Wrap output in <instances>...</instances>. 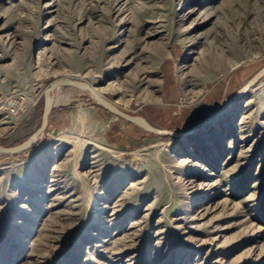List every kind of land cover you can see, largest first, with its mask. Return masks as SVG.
I'll return each instance as SVG.
<instances>
[{"label": "rangeland", "instance_id": "obj_1", "mask_svg": "<svg viewBox=\"0 0 264 264\" xmlns=\"http://www.w3.org/2000/svg\"><path fill=\"white\" fill-rule=\"evenodd\" d=\"M263 66L264 0H0V146L61 78L186 132ZM49 116L0 154V264H264V77L185 136L69 86Z\"/></svg>", "mask_w": 264, "mask_h": 264}, {"label": "water", "instance_id": "obj_2", "mask_svg": "<svg viewBox=\"0 0 264 264\" xmlns=\"http://www.w3.org/2000/svg\"><path fill=\"white\" fill-rule=\"evenodd\" d=\"M263 77H264V66L258 72H256L252 76V78L248 80L240 89H238L230 98H228L227 101L220 108H218L211 115H209L199 124H196L186 132H171L167 130L157 129L151 126L145 119L121 111L112 103L104 99L100 94H98L95 91V89L92 86H90L88 83L84 81L69 79V78H61L53 81L43 92V110H42L40 126L27 139H25L21 143L11 147L0 146V154H8V155L18 154L28 150L38 142L40 136L44 133V131L48 126L49 115L54 106V92L63 86H69L88 92L94 98L96 104H98L102 109L106 110L108 113L118 118H121L133 124L134 126L145 132L156 135L179 137L192 133L194 130L201 128L202 126L206 125L207 123L213 121L214 119L222 115L228 108H230L237 100H239L249 89H251Z\"/></svg>", "mask_w": 264, "mask_h": 264}, {"label": "crops", "instance_id": "obj_3", "mask_svg": "<svg viewBox=\"0 0 264 264\" xmlns=\"http://www.w3.org/2000/svg\"><path fill=\"white\" fill-rule=\"evenodd\" d=\"M115 117H116V116H115ZM117 118H118V117H117ZM121 127H122L123 129H126V131L128 132V134L130 133V132H129V129H130L129 127H130V126H129L128 123H127V124H121V125H120V128H121ZM120 135H121L122 137L116 138V143H117L118 145H122V143H124L123 140H124L125 138H126V139L128 138V135H123V134H120V133H119V136H120ZM114 136H115V135H114ZM114 136H112V137H114ZM116 137H117V136H116ZM129 138H130V136H129ZM129 138H128V139H129ZM129 142H130V140H127V143H128V144H126L127 146L129 145Z\"/></svg>", "mask_w": 264, "mask_h": 264}, {"label": "trees", "instance_id": "obj_4", "mask_svg": "<svg viewBox=\"0 0 264 264\" xmlns=\"http://www.w3.org/2000/svg\"><path fill=\"white\" fill-rule=\"evenodd\" d=\"M106 111V110H105ZM50 117V116H49ZM121 119V118H120ZM122 121H124V122H126V123H128V124H130V125H133V124H131V123H129V122H127V121H125V120H123V119H121ZM134 126V125H133Z\"/></svg>", "mask_w": 264, "mask_h": 264}]
</instances>
